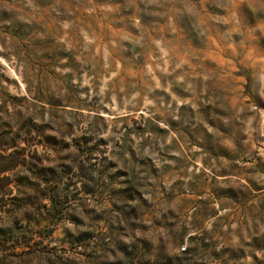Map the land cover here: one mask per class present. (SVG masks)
Returning a JSON list of instances; mask_svg holds the SVG:
<instances>
[{"label":"rangeland","instance_id":"rangeland-1","mask_svg":"<svg viewBox=\"0 0 264 264\" xmlns=\"http://www.w3.org/2000/svg\"><path fill=\"white\" fill-rule=\"evenodd\" d=\"M18 128L59 179L0 259L264 264V0H0Z\"/></svg>","mask_w":264,"mask_h":264},{"label":"trees","instance_id":"trees-1","mask_svg":"<svg viewBox=\"0 0 264 264\" xmlns=\"http://www.w3.org/2000/svg\"><path fill=\"white\" fill-rule=\"evenodd\" d=\"M12 131V130H11ZM22 128L15 129L13 138L10 139L8 135L4 134V131L0 129V214L6 215L10 218L9 222L14 225L18 222H29V212L33 210V206L37 202L46 201L51 208L54 209L53 197H45L42 195L41 199L37 198L40 192V187H44V192L47 189V184L51 183V180H46L45 175L42 173L50 172L55 173L52 168L45 165V161L38 156L37 149L34 148V144L27 140L26 136L30 135ZM21 136L24 138L21 139ZM59 177L54 174L52 180H57ZM50 192V191H49ZM48 192V193H49ZM47 194V193H46ZM50 194H53L51 192ZM47 196V195H46ZM45 207V206H43ZM9 224V223H8ZM10 229H0V237H5ZM8 239H0V253L5 252L8 247ZM22 247H29V242H26ZM13 250V249H11ZM157 255L154 256L153 252L147 249L143 251L138 247H132L130 259H144L149 264H159L160 253L162 247H158ZM188 251L184 249L183 253L187 254ZM1 256V254H0ZM173 260L170 258V264ZM0 264H30L27 261H13L7 258L0 259ZM53 264V263H51ZM173 264V263H172ZM176 264V263H174Z\"/></svg>","mask_w":264,"mask_h":264},{"label":"crops","instance_id":"crops-1","mask_svg":"<svg viewBox=\"0 0 264 264\" xmlns=\"http://www.w3.org/2000/svg\"><path fill=\"white\" fill-rule=\"evenodd\" d=\"M247 205L250 206L249 204H247ZM242 208H243V210H242V216L243 217L249 218L250 220L257 219V216L251 214L252 212H250L251 211L250 209L252 208V206L247 207L246 205H243ZM244 225H245V227H247V223H245Z\"/></svg>","mask_w":264,"mask_h":264}]
</instances>
